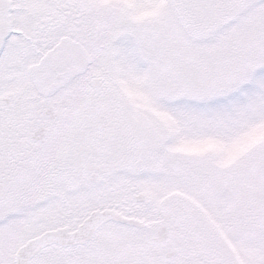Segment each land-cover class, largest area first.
<instances>
[{
  "label": "snow or ice",
  "instance_id": "6c2138e0",
  "mask_svg": "<svg viewBox=\"0 0 264 264\" xmlns=\"http://www.w3.org/2000/svg\"><path fill=\"white\" fill-rule=\"evenodd\" d=\"M0 264H264V0H0Z\"/></svg>",
  "mask_w": 264,
  "mask_h": 264
}]
</instances>
